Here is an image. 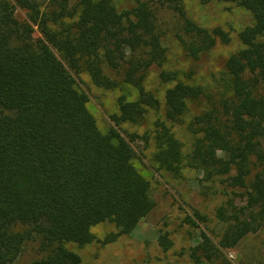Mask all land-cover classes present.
Segmentation results:
<instances>
[{"label": "trees", "instance_id": "16d2710c", "mask_svg": "<svg viewBox=\"0 0 264 264\" xmlns=\"http://www.w3.org/2000/svg\"><path fill=\"white\" fill-rule=\"evenodd\" d=\"M199 1L231 2L252 15L214 93L167 66L169 31L192 59L231 40L223 28L188 17L182 0H0V264H16L28 245L36 255L26 264H83L69 245L93 242V226H114L103 244L130 234L151 197L133 162L135 137L151 138L157 168L175 176L183 167L199 170L204 193L230 188L215 212L223 225L218 242L204 236L189 248L195 264H235L224 248L264 227V0ZM164 13L174 16L169 27ZM153 68L167 84L162 117L160 99L145 88ZM82 72L122 92L105 130L75 78ZM192 103L202 108L185 122V147L171 127ZM150 111L156 117L148 131L119 130ZM196 220L206 216L194 210L185 218ZM157 243L172 245L166 231Z\"/></svg>", "mask_w": 264, "mask_h": 264}, {"label": "rangeland", "instance_id": "374dc122", "mask_svg": "<svg viewBox=\"0 0 264 264\" xmlns=\"http://www.w3.org/2000/svg\"><path fill=\"white\" fill-rule=\"evenodd\" d=\"M182 1L187 16L198 25L207 28L219 26L229 32L231 40L226 44L217 42L210 51L197 59H192L184 54L173 33L169 31L166 36L169 60L167 66L180 69L182 76L184 73H191L195 81L212 86L211 91L214 93L216 87L220 85L227 56L240 47L237 32L252 23V15L248 10L231 2L212 1L202 4L199 0ZM15 13L20 19L25 17L24 10L19 6L16 7ZM163 19L166 27H169L174 16L172 13H164ZM75 78L79 87L88 96L87 106L98 127L105 130L113 124L110 115L117 111L116 101L122 92L96 86L85 72L75 75ZM166 86L167 84L161 83L158 78V69L150 70L145 88L152 91L161 101L159 117L163 115L162 95ZM130 90L127 94L133 97L135 91L132 88ZM201 106V103L190 104L189 112L183 121L174 123L171 127L185 147L189 145L185 122H188L192 115L202 108ZM155 117L156 113L150 111L142 123L124 122L118 128L125 135L132 133L141 135L152 128ZM130 143L137 153L133 160L134 165L150 184L151 197L145 204V214L130 234L103 244L100 242L101 239L115 229L112 223L103 222L91 228L96 238L93 242L83 247L69 245L70 249L81 256L83 264H195L188 256L189 248L204 236H210L218 242L223 225L216 218L215 212L228 196L224 192L230 188L217 184L215 190L204 193L199 181L201 178L199 170L183 167L181 176H175L157 168L151 162L154 148L151 138L146 140L135 137ZM194 210L205 215L206 221L196 220V226L186 222L185 218L192 215ZM164 231L172 241L171 247L167 250H163L157 243L158 235ZM224 251L235 264H264V227L246 235L236 245H227ZM35 255V246L28 245L16 264H26Z\"/></svg>", "mask_w": 264, "mask_h": 264}]
</instances>
